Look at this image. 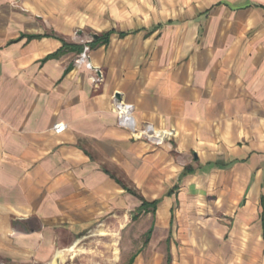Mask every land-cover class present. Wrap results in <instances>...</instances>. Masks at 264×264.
<instances>
[{"label":"crops","instance_id":"obj_1","mask_svg":"<svg viewBox=\"0 0 264 264\" xmlns=\"http://www.w3.org/2000/svg\"><path fill=\"white\" fill-rule=\"evenodd\" d=\"M73 1L0 0V261L57 264L103 226L136 234L127 264H264V0L90 33Z\"/></svg>","mask_w":264,"mask_h":264},{"label":"rangeland","instance_id":"obj_2","mask_svg":"<svg viewBox=\"0 0 264 264\" xmlns=\"http://www.w3.org/2000/svg\"><path fill=\"white\" fill-rule=\"evenodd\" d=\"M153 2H155V5ZM159 4V0H74L69 5L60 7V10L64 9L66 14L76 15V23L82 26L80 29L90 33L92 30L100 29L101 26H104L106 19L109 18L133 16V19H136V17L140 16L148 20L154 14L162 13L168 15L178 12L175 8L179 7L168 5L170 4L169 0H162V4ZM89 50V47L85 46L79 55V59L86 60ZM111 234L113 236L112 241H114L112 245L114 260L106 264H127V261L122 260L121 257L123 255L126 256L127 253L131 254L137 248L136 234L133 236L135 239L131 237L134 246L133 244L127 246V239L124 236L122 240L120 233L118 235V231L106 230L103 226L97 227L83 242L70 248L68 247L65 255L61 257L62 261H58L57 264H105L100 260V256L94 254V252L100 253L101 250L103 252L106 248L104 246V237L109 235L110 239ZM109 243H111V240ZM130 247H132L131 251L129 250Z\"/></svg>","mask_w":264,"mask_h":264},{"label":"built area","instance_id":"obj_3","mask_svg":"<svg viewBox=\"0 0 264 264\" xmlns=\"http://www.w3.org/2000/svg\"><path fill=\"white\" fill-rule=\"evenodd\" d=\"M89 65H90V63H89ZM65 128H66V125H65L64 123H60V124H57V125H56L55 130H56L57 132H62V131H64ZM0 264H4V263H2V262L0 261Z\"/></svg>","mask_w":264,"mask_h":264},{"label":"trees","instance_id":"obj_4","mask_svg":"<svg viewBox=\"0 0 264 264\" xmlns=\"http://www.w3.org/2000/svg\"><path fill=\"white\" fill-rule=\"evenodd\" d=\"M109 34H110V32L106 33V35H109ZM81 50H82V48L79 51H81ZM262 204H263V207H264V200L262 201ZM262 217H263V222H264V213L262 214Z\"/></svg>","mask_w":264,"mask_h":264},{"label":"bare ground","instance_id":"obj_5","mask_svg":"<svg viewBox=\"0 0 264 264\" xmlns=\"http://www.w3.org/2000/svg\"><path fill=\"white\" fill-rule=\"evenodd\" d=\"M112 242H114V241H112Z\"/></svg>","mask_w":264,"mask_h":264}]
</instances>
